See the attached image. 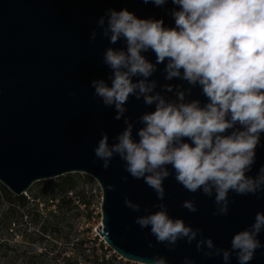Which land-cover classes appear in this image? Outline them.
<instances>
[{
    "label": "clouds",
    "instance_id": "1",
    "mask_svg": "<svg viewBox=\"0 0 264 264\" xmlns=\"http://www.w3.org/2000/svg\"><path fill=\"white\" fill-rule=\"evenodd\" d=\"M167 10L173 23L163 17L141 18L127 7L108 8L97 21L99 35L110 45L102 63L110 70L108 80L93 79V96L105 108L123 119L124 128L109 143L107 132L93 149L95 160L107 171L114 157L123 170L143 182L156 194L159 203L143 209L134 223L149 229L157 244L174 251L181 241L195 242L197 252L209 259L220 257L222 264H251L264 249L259 239L264 232V211H257L251 225L237 231L230 248L217 246L183 218L172 217L164 203V182L174 174L177 184L189 193L213 198V216H228L234 203L230 194L264 198V165L251 175L257 149L264 147V0H141ZM93 29L89 40L97 39ZM154 54L155 60L146 53ZM163 65V79L154 75ZM178 80L182 83H170ZM110 81V83H109ZM187 85V87H185ZM199 89L203 101L191 98ZM172 94V95H169ZM75 96V93H72ZM153 108L143 112L136 123L127 104L131 98ZM135 129V136H134ZM127 182L128 176L122 177ZM114 184L107 191H115ZM124 205L140 213L141 205L124 198ZM181 207L198 211L195 198ZM148 247L153 248L151 241ZM137 264H168L165 256L136 258ZM182 264H196L188 256Z\"/></svg>",
    "mask_w": 264,
    "mask_h": 264
},
{
    "label": "water",
    "instance_id": "2",
    "mask_svg": "<svg viewBox=\"0 0 264 264\" xmlns=\"http://www.w3.org/2000/svg\"><path fill=\"white\" fill-rule=\"evenodd\" d=\"M127 7L137 16L163 17L167 25L173 23L167 10L141 0H0V183L16 196L24 195L34 183L52 180L73 173L94 178L102 189V225L100 235L105 242L128 262L136 258L150 259L155 254L165 256L168 264H182L185 256L196 264H222L220 257L209 259L192 245L181 241L174 251H168L134 223L143 209L159 203L156 194L143 182L135 180L123 170V162L114 157L109 169L102 168L93 149L107 132L109 143L123 130V119H114L115 111L105 108L93 96V79L108 80L110 70L102 63L104 50L124 47L121 41L110 45L99 35L96 21L108 8ZM93 29L98 35L89 40ZM155 60L154 54L146 53ZM163 65L154 79H163ZM110 83V81H109ZM170 83H182L174 80ZM187 87V85H185ZM72 93L76 95L73 96ZM172 95V94H169ZM191 98L203 97L193 89ZM125 114L136 123L145 111H151L142 100L131 98ZM140 125L136 123V128ZM135 136V129H134ZM264 144V137H262ZM264 165V147L257 149V161L251 175ZM128 176L127 182L122 177ZM114 184L115 191H107ZM169 214L180 217L204 237H211L219 247L230 248L232 236L251 225L257 211H264V198L236 196L228 216H213V198L202 193H189L177 184L174 174L164 182ZM127 196L141 205L135 213L125 207ZM195 198L198 211L181 207L186 199ZM259 239L264 243V232ZM151 241L153 248L148 247ZM231 264H237L235 256ZM251 264H264V249L256 253Z\"/></svg>",
    "mask_w": 264,
    "mask_h": 264
},
{
    "label": "rangeland",
    "instance_id": "3",
    "mask_svg": "<svg viewBox=\"0 0 264 264\" xmlns=\"http://www.w3.org/2000/svg\"><path fill=\"white\" fill-rule=\"evenodd\" d=\"M69 175L77 182L67 194L59 190L61 177L38 181L24 194L41 211L38 220L21 217L22 210L8 217L0 207V264H135L106 258L98 230L102 189L86 174Z\"/></svg>",
    "mask_w": 264,
    "mask_h": 264
},
{
    "label": "trees",
    "instance_id": "4",
    "mask_svg": "<svg viewBox=\"0 0 264 264\" xmlns=\"http://www.w3.org/2000/svg\"><path fill=\"white\" fill-rule=\"evenodd\" d=\"M61 185L59 187L60 192L67 194L71 192L76 186V178L73 175H66L61 177ZM3 205L6 206L5 214L8 217L14 216L18 210H22L18 212L21 214V217L27 216H36L35 218L38 220L40 218L41 211L39 209L30 208L31 201L27 199L24 195L16 196L12 192H10L4 185L0 183V207ZM34 210V212H33Z\"/></svg>",
    "mask_w": 264,
    "mask_h": 264
},
{
    "label": "built area",
    "instance_id": "5",
    "mask_svg": "<svg viewBox=\"0 0 264 264\" xmlns=\"http://www.w3.org/2000/svg\"><path fill=\"white\" fill-rule=\"evenodd\" d=\"M102 208V205H101ZM102 213V210H101ZM101 230L103 229V225L101 224ZM98 230L100 231V229L98 228ZM103 250L107 253H105L104 255L106 256L107 259L110 258H115L118 261H123L125 259H123L119 254H117L113 249L110 248V246L105 242L104 238L101 236V245H100Z\"/></svg>",
    "mask_w": 264,
    "mask_h": 264
}]
</instances>
